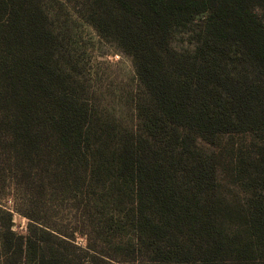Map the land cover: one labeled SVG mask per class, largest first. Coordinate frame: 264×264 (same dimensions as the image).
<instances>
[{"label":"trees","instance_id":"16d2710c","mask_svg":"<svg viewBox=\"0 0 264 264\" xmlns=\"http://www.w3.org/2000/svg\"><path fill=\"white\" fill-rule=\"evenodd\" d=\"M46 1L0 0V200L29 219L0 203V264H264V0L83 1L133 61L134 126Z\"/></svg>","mask_w":264,"mask_h":264},{"label":"rangeland","instance_id":"374dc122","mask_svg":"<svg viewBox=\"0 0 264 264\" xmlns=\"http://www.w3.org/2000/svg\"><path fill=\"white\" fill-rule=\"evenodd\" d=\"M83 1L85 0H47L46 4L52 13L57 31L60 36H63L62 40L65 46L71 51L74 59L85 65L86 84L96 91L97 95L101 97L103 106L116 119L123 124L134 126L137 123L134 99L139 87L133 61L128 55L117 49L115 42L103 38L85 20ZM241 137H235L237 138L236 148L242 143ZM231 142L233 140L226 137L222 144L226 148H230ZM233 146L235 147L234 142ZM227 157L229 155H226L225 161L231 163L232 158L229 157L228 160ZM220 171L223 174L226 173L223 166L220 167ZM0 203L13 211V229L19 233H26L29 219L15 210L13 194L5 196L0 200ZM102 221L103 216L102 220H98L100 226ZM109 234L110 239H113L112 234ZM75 241L81 247L87 245V239L84 235L76 234Z\"/></svg>","mask_w":264,"mask_h":264}]
</instances>
